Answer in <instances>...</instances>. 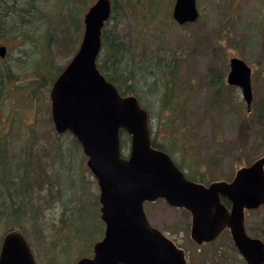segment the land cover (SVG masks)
I'll return each instance as SVG.
<instances>
[{"label": "rangeland", "instance_id": "obj_1", "mask_svg": "<svg viewBox=\"0 0 264 264\" xmlns=\"http://www.w3.org/2000/svg\"><path fill=\"white\" fill-rule=\"evenodd\" d=\"M96 1L65 0L66 3H61L58 10L61 9L62 23L56 29V40L50 50L38 46L37 55L46 53L53 66L65 68L81 43L85 14ZM111 1L112 4L116 2L118 12L111 13L105 25L107 34L118 37L126 48L133 50L135 63L155 61L165 69L174 57L179 62L174 79V101L182 103V117L163 107V99L154 102L155 98L149 93L150 86L144 88L137 84L139 91L142 89L140 97L143 103L151 110L149 125L155 142L169 148L181 168L205 184L220 180L229 182L237 169L263 156L264 0H197L199 20L183 26L178 25L172 16L175 0ZM76 17L80 19L81 27L76 29V35L80 37L73 41L72 48L58 46L60 36L66 31L63 22ZM0 43L7 48L6 56L9 55L10 61L21 58V49L31 52L30 44L24 45L17 37L6 38ZM234 57L242 59L252 70L251 112L242 90L227 83L230 60ZM22 69L15 68L16 73L24 75L23 79L17 84L9 83L2 100L0 139H4L5 146L9 147L11 141L22 139V134L28 132L34 144L36 139H46L40 142L45 149L55 150L59 144L63 147L69 145L73 136L69 133L58 135L51 119L52 85L48 89L38 87V84L28 81L29 76L23 74ZM155 80V88L159 92L157 97H160L165 92L166 81H162L160 73ZM37 90L41 92L39 98ZM182 108L177 111H182ZM126 143L128 151L130 142ZM82 157L81 174H77V170L71 180L82 176L90 186L88 191L91 193L86 196L85 205L80 210L85 217L90 215L93 227L98 225L94 228L97 231L93 237H99L104 227L99 215L100 191L86 165L87 157L84 154ZM72 160L77 162V156L72 155ZM2 161L0 159V196L4 190ZM48 207L42 208L43 220L49 217ZM144 209L151 225L172 238L185 251L190 264H246L228 231L214 243L199 247L191 239V216L185 210L173 208L164 200L146 203ZM17 217L19 222L15 225L8 220V227H0V247L9 230H21L37 263L46 264L40 252L39 232L35 230L38 227H34V222L31 223L25 213ZM263 224L264 206L246 214L248 232L256 236L253 230L259 231L257 237L264 241ZM80 246L71 250L69 264H76L82 256L90 255L89 249L84 254Z\"/></svg>", "mask_w": 264, "mask_h": 264}, {"label": "water", "instance_id": "obj_2", "mask_svg": "<svg viewBox=\"0 0 264 264\" xmlns=\"http://www.w3.org/2000/svg\"><path fill=\"white\" fill-rule=\"evenodd\" d=\"M111 12V0L89 7L80 47L50 92L56 132L68 131L77 139L100 189L104 236L94 245L93 256L76 264H189L185 252L146 217L144 203L159 199L190 213L196 244L212 243L228 229L246 264H264V242L249 236L245 227L246 211L264 205V156L239 168L231 182L205 185L189 180L166 152L154 148L148 111L136 96H122L97 66ZM198 17L197 0L175 1L178 24L195 23ZM6 52L0 46L1 58ZM251 72L242 59H231L228 83L241 88L248 108L253 101ZM122 133L130 136L127 157ZM0 264H37L21 231L3 237Z\"/></svg>", "mask_w": 264, "mask_h": 264}, {"label": "trees", "instance_id": "obj_3", "mask_svg": "<svg viewBox=\"0 0 264 264\" xmlns=\"http://www.w3.org/2000/svg\"><path fill=\"white\" fill-rule=\"evenodd\" d=\"M64 1L0 0V41L17 37L24 45L29 43L31 50L28 52L27 49H21V58L18 60L17 58L8 60L9 55L6 59L0 57V111L8 84L13 82L17 84L23 79L24 75L16 73L15 68L17 70L23 68L22 71L25 72L23 74L29 76V82L47 89L64 69L53 66L50 56L46 53L41 56L37 55L36 51L38 46L50 50V46L56 40V29L62 23L61 9L58 10V7ZM117 12V4L113 1L112 14ZM79 24L80 19L77 17L67 23L63 22L66 31L62 37L60 36L58 46L72 48L73 41L80 37L79 34L76 35L78 28L81 27ZM107 32L108 30L104 28L102 51L98 60L101 72L115 84L122 95L137 96L149 114L151 111L149 106H146L140 97L142 89L139 91V86L137 87L139 83L144 88L150 86L149 93L155 98L154 102L163 99V107L169 109L175 116L182 117L184 110L182 103L180 100L174 101V79L179 66L178 59L174 57L173 61L165 65V69L155 61L137 64L132 58L133 50L126 48L118 37L110 36ZM158 73L162 74V81H166L165 92L160 97H157L159 92L155 88ZM40 95L41 92L37 90V97ZM180 108L182 111H177ZM22 136L24 137L20 140L11 141L9 147L5 146L4 139H0V159L3 160L1 183L4 187L0 196V227H8V220L15 225L19 222L17 215L27 214L31 223L34 222V227H38L35 230L39 232L40 252L43 254L44 262L69 264L74 246L81 245L83 253L88 249L90 253L93 244L101 239L104 228L102 224L100 236L93 237L97 231L94 228L98 225L93 227V222L89 221L90 215L85 217L80 210L85 205L86 196L91 193L88 191L90 186L82 176L71 180L77 170L79 172L77 174H81V167L84 164L82 148L74 137L69 141V145L63 147L59 144L52 150L50 147L45 149L44 144H40L46 139H36L34 144L28 132H24ZM128 141L129 137L123 134V145L126 146ZM152 143L154 147L172 155L169 148L158 145L153 138ZM72 155L77 156V162L72 160ZM186 175L191 180L199 181L196 177L187 173ZM223 201L229 206L226 200ZM43 206H49V217L46 220H43ZM253 232L257 237L259 231L256 232L254 229Z\"/></svg>", "mask_w": 264, "mask_h": 264}]
</instances>
